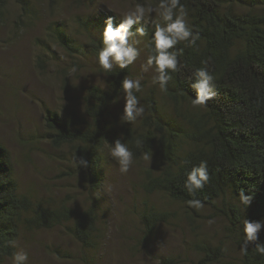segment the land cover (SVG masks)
<instances>
[{
	"label": "trees",
	"instance_id": "16d2710c",
	"mask_svg": "<svg viewBox=\"0 0 264 264\" xmlns=\"http://www.w3.org/2000/svg\"><path fill=\"white\" fill-rule=\"evenodd\" d=\"M33 1L0 0V22L5 20L6 7L11 3L28 19L35 18ZM252 2L239 12L236 2L182 0L200 39L195 46L177 45L184 49L179 57L181 64L169 82L168 91H162L173 118L161 111L153 92L143 96L142 83V92L137 95L140 100L144 97L148 116L140 126L120 123L116 127L111 112L123 99L118 90L124 76L131 77L130 67L103 72L104 86L85 87L80 111L71 109L63 114L46 111L45 140L55 149H68L74 173L82 177L90 195L88 208L79 211L66 206L49 208L21 195L9 152L0 144V264L16 251L9 241L14 240L16 245L22 228L44 230L70 224L65 225L66 229L83 249H96L106 143L121 138L135 157L141 158L143 152L151 150L152 158L160 165L157 172L146 173V191L162 193L170 201L184 205L191 219L199 214L187 207L186 201L192 197L183 190L185 172L205 160L210 178L197 198L228 222V234H239L244 218L264 222V1ZM152 31L148 27V40ZM49 36L69 58L87 53V47L77 45L60 26L51 28ZM40 62L43 64L42 58ZM202 62H207L216 76L218 94L207 108L194 109L190 96L195 98L196 94L190 77ZM75 157H84L89 167L80 168L74 162ZM241 189L254 197L246 211L238 200ZM165 216L148 211L144 217L148 235H152L158 223L166 222ZM259 242L264 243V229L259 233ZM240 243L241 239L237 241L239 246ZM254 247L250 244L240 264H264V257L256 254ZM199 250L200 264L220 263L226 255L221 246L205 244Z\"/></svg>",
	"mask_w": 264,
	"mask_h": 264
},
{
	"label": "rangeland",
	"instance_id": "374dc122",
	"mask_svg": "<svg viewBox=\"0 0 264 264\" xmlns=\"http://www.w3.org/2000/svg\"><path fill=\"white\" fill-rule=\"evenodd\" d=\"M223 1L236 2V10L242 12L252 1L264 0ZM144 2L155 6L148 0ZM135 3L136 0H34L37 14L33 19L12 3L6 7V18L0 22V144L9 152L21 195L49 208L66 206L79 211L89 207L90 195L82 177L74 173L68 149H55L46 142L44 117L47 110L61 114L71 109L80 111L83 89L92 84L105 85V75L95 62V54L102 46L104 22L109 16L119 17ZM115 23H119L118 18ZM56 26L77 45L86 46L87 53L69 58L49 36ZM132 39L140 41L137 46L141 54L130 66L131 77H141L143 96L153 92L161 111L173 118L162 91L152 83L153 71L142 69L148 39ZM73 66L77 71L70 76ZM141 103L145 114L135 122L137 126L148 116L144 97ZM122 113L123 99L111 112L116 127ZM104 156L96 249H83L66 229L65 225L70 224L44 230L22 228L15 247L16 251L24 249L28 253V264H200L199 247L205 244L224 249L225 258L216 264H240V233L230 236L224 218L205 207L191 219L184 205L170 201L162 193L146 191V173L159 170L156 160L149 162L134 156L128 173L121 174L107 150ZM151 210L166 215V222L158 223L148 235L144 217ZM209 220L214 223L209 224Z\"/></svg>",
	"mask_w": 264,
	"mask_h": 264
},
{
	"label": "clouds",
	"instance_id": "9594fccd",
	"mask_svg": "<svg viewBox=\"0 0 264 264\" xmlns=\"http://www.w3.org/2000/svg\"><path fill=\"white\" fill-rule=\"evenodd\" d=\"M117 18L118 24L115 23ZM148 27H152L153 31L146 45L148 55L142 69L145 72L151 69L154 73L152 83L166 92L173 74L177 72L178 65L181 64L179 57L184 49L177 45L195 46L200 39L199 33L195 32L190 24L189 13L182 0H157L155 6L145 3L144 0H136L133 7L119 17L109 16L100 34L102 46L95 54V62L104 73H109L115 68L121 70L129 68L141 54V49L137 46L140 41L132 38L145 37ZM76 71V67L73 66L69 75ZM190 80L191 88L196 94L195 98L190 96L191 107L207 108L209 102L213 101L218 94L216 76L209 70L207 62H202V66L191 73ZM142 88L141 77L124 76L118 90L124 100L123 113L120 116L122 124H134L144 116L145 107L137 95L142 92ZM121 139L115 140L114 143L108 141L106 148L108 156L118 166L119 172L126 174L134 162V154L127 142L122 143ZM137 145L142 146V142L137 141ZM150 153H152L151 150L143 152L141 158L151 162L152 154ZM74 162L80 168L89 167L84 157H75ZM185 177L183 190L192 197L186 201L187 207L199 211L205 207L204 201L198 199L197 194L209 181L208 162L202 160L198 165H193L185 172ZM107 190L110 191V189ZM253 199L252 195L245 194L243 189L240 190L238 200L245 211ZM208 223L212 224L214 221L209 220ZM262 229H264V222L243 219L239 246L242 254L247 255L250 244H254L255 247L252 250L264 257V243L259 242V233ZM9 243L15 246L14 240H10ZM28 261V253L24 249H19L12 253L9 264H28Z\"/></svg>",
	"mask_w": 264,
	"mask_h": 264
}]
</instances>
